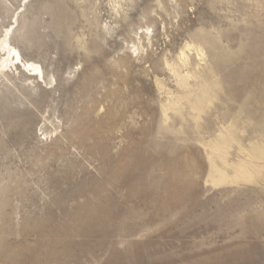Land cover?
Returning <instances> with one entry per match:
<instances>
[{"label":"rangeland","instance_id":"rangeland-1","mask_svg":"<svg viewBox=\"0 0 264 264\" xmlns=\"http://www.w3.org/2000/svg\"><path fill=\"white\" fill-rule=\"evenodd\" d=\"M11 23L44 80L0 73V264H264V0H0Z\"/></svg>","mask_w":264,"mask_h":264},{"label":"bare ground","instance_id":"bare-ground-1","mask_svg":"<svg viewBox=\"0 0 264 264\" xmlns=\"http://www.w3.org/2000/svg\"><path fill=\"white\" fill-rule=\"evenodd\" d=\"M160 17V16H159ZM145 20V19H144ZM155 20H156V18H155ZM19 22V19L17 18L16 19V21L14 22V23H18ZM164 22V21H163ZM14 23H11V26H8L6 29H5V33H4V35L0 38V53L2 54L1 55V57H0V73H1V75L3 74V75H6L5 74V71L7 70H12L13 69V67H16V69H18V66L23 70V71H25V72H29V74L31 75V76H37V77H42L43 79L42 80H44V73H43V69H42V67L38 64V63H36V62H34V61H31V60H24V58H23V56H22V54H21V52L16 48V47H14L13 45H12V43H11V35H12V33H13V29L12 28H14ZM153 23H154V18L152 19V18H150L149 17V19H147V21H146V25L144 26V28H145V30H142L141 31V35H140V37H139V42L137 43V44H134L133 45V47H134V51H135V53L137 52L138 54L140 53V52H143V50L145 49V47L146 46H148V45H145V42H144V40L145 39H148L149 37H151L150 35L152 34V32L154 31L153 29L151 30V28H152V25H153ZM155 23H156V21H155ZM155 26V25H154ZM138 35V34H137ZM137 38V37H136ZM143 40V41H142ZM142 41V42H141ZM151 41V40H150ZM193 41H195V40H193ZM135 42H137V39H136V41ZM199 42L200 41H198V44H199ZM134 43V42H133ZM148 43H149V41H148ZM147 43V44H148ZM187 43V42H186ZM190 43V42H189ZM193 43V42H192ZM195 43V42H194ZM201 44V43H200ZM191 45L190 44H188L187 43V46L186 47H190ZM201 46V45H200ZM193 47V46H192ZM195 47H196V45H195ZM194 47V48H195ZM147 48V47H146ZM203 48H204V46H203ZM182 49V48H181ZM184 49V48H183ZM197 49V51H198V54H200V55H202L203 53L202 52H205V49H199V48H196ZM149 50V49H148ZM185 50V49H184ZM145 51V50H144ZM187 51V50H186ZM189 51V50H188ZM191 51V50H190ZM144 53V52H143ZM187 54H189V52H187ZM189 55H192V54H189ZM138 56V55H137ZM179 56V55H178ZM177 58V57H176ZM181 58H182V61L183 62H185V60H187V57H186V55H185V52L184 51H182L181 52ZM180 58V59H181ZM190 59V57H188V60ZM202 59H203V56H202ZM197 60H198V58H197ZM200 60H201V58H200ZM200 60H198V61H200ZM178 61V60H177ZM176 61V62H177ZM190 61V60H189ZM166 62V61H165ZM181 62V61H180ZM187 63V62H186ZM190 64V63H189ZM197 64H198V62H197ZM182 65H185L184 63H182ZM188 65V64H187ZM199 65H200V63H199ZM170 66V65H169ZM174 66V65H173ZM179 66V65H178ZM190 66H191V64H190ZM190 66H188V67H190ZM201 66V65H200ZM168 67V66H167ZM181 67V66H180ZM180 67H178L177 69L178 70H181V68ZM183 67V66H182ZM174 68H176V66H174ZM184 68H187V66L185 67L184 66ZM193 68V67H192ZM195 68V67H194ZM211 68V67H210ZM170 69V68H169ZM198 69H200L199 68V66H198ZM208 69H209V67L205 70V71H208ZM174 70V69H173ZM170 71H171V69H170ZM198 71V70H197ZM204 71V72H205ZM209 71H211L212 72V70H209ZM209 71L208 72H206V73H209ZM173 72H176L177 73V71H172V73ZM192 72H195L194 70H192L191 71V73ZM201 72V71H200ZM204 72H201L202 74H205ZM186 73V72H185ZM190 73V72H189ZM199 73V72H198ZM216 73V72H215ZM187 74H188V72H187ZM200 74V73H199ZM214 74V73H213ZM180 75V74H179ZM189 75V74H188ZM188 75H186L187 77H188ZM195 75V74H194ZM209 74H207V76H208ZM215 75V74H214ZM185 75H183V77H184ZM191 75H189V77H190ZM199 76V75H198ZM204 76V75H203ZM206 76V75H205ZM186 77V78H187ZM192 77H196V76H192ZM209 77V76H208ZM213 77V76H212ZM183 79V80H187V82H188V79ZM210 78V77H209ZM214 78V77H213ZM176 79H177V75H176ZM192 79V78H191ZM211 79V78H210ZM182 81V78H180L179 79V81ZM193 80V79H192ZM205 79H203V81H204ZM178 81V80H177ZM207 82V81H206ZM183 83V82H182ZM200 83V82H199ZM179 84H181L180 82H179ZM194 84V83H193ZM214 84V83H213ZM196 85V84H195ZM198 85H202V84H198ZM211 85V84H210ZM184 86H186L185 84H184ZM175 101V100H174ZM172 103V102H171ZM175 103V102H174ZM193 109H195V108H193ZM228 127V126H227ZM227 130V129H226ZM221 136V135H220ZM262 144V143H261ZM214 150H215V152H217L218 154H220V156L222 157V153H225L226 151L221 147V146H218L217 144L214 146ZM261 154H262V152H261ZM223 158V157H222ZM214 178H213V182H214V184H222V183H224L223 181L224 180H227V178L226 177H223V176H220V178L219 179H217V177L218 176H216L215 175V173H214V176H213ZM104 217H105V215H103ZM101 218V217H100ZM103 219V218H102ZM101 220V219H100ZM103 222V221H102ZM101 222V223H102ZM100 226L101 227H103L101 224H100Z\"/></svg>","mask_w":264,"mask_h":264}]
</instances>
